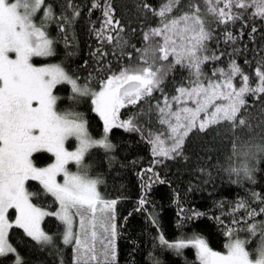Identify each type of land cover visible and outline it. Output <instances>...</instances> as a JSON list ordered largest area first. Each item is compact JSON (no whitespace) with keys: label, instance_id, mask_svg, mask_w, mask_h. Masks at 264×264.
<instances>
[{"label":"trees","instance_id":"obj_1","mask_svg":"<svg viewBox=\"0 0 264 264\" xmlns=\"http://www.w3.org/2000/svg\"><path fill=\"white\" fill-rule=\"evenodd\" d=\"M106 2L115 9L113 19L120 22L122 31L113 26L98 36L97 32L104 25ZM169 2L44 0L45 6H51L53 16L46 20L42 7L34 22L44 24L48 38L53 40L55 54L33 57L32 61L60 65L91 91L100 88L108 76L125 67L152 66L154 70H160V89L137 104L119 110V120L133 119L139 131L113 128L108 134L113 148L95 147L84 157L88 174L101 181L98 184L101 197L117 201L114 208L116 264H201L194 247L177 252L160 244L161 234L169 243L200 236L217 251L226 249L230 240L240 237L246 242L251 258H258L264 248V213H260L264 208V94H245V106L240 109L236 121H220L203 131L193 129L185 137L178 156L164 159L152 153L150 141L157 135L165 140V147L170 146L172 139L170 127L160 122L158 105L164 107L166 96L171 110L177 111L178 103L172 97L178 95L179 87H189L194 79L187 67L174 64L173 56L162 59L159 51L163 46L162 37L144 39L145 33L160 26L161 18L143 6L147 4L150 9L159 11ZM94 4L99 7L94 8ZM193 6L199 9L204 27L211 33L204 54L219 57L202 65V79L205 82L222 79L213 72L219 68L227 72L231 62L235 61L249 77V86L256 87L255 70L259 67L264 71V18L255 15L254 8L233 7L232 12L241 18L221 24L216 15L209 12L207 0H178L167 18H178L185 13L191 15ZM219 6L223 7L222 4ZM74 11L79 15L74 16ZM227 33L233 38L228 39ZM108 35L113 37L111 42L104 38ZM233 82L236 86L242 83L240 75ZM54 95L60 98L56 105L58 109L80 114L86 121L89 135L102 137L103 120L94 111L90 96L71 100V86L67 83L57 85ZM192 104L193 101L187 102L188 106ZM204 118L205 113L200 116V119ZM241 119L243 125L239 124ZM68 145L71 147L73 141L70 140ZM33 160L36 166H43L51 163L54 155L42 151L34 153ZM27 187L35 194L31 198L35 204L52 210L57 208L58 201L46 193L38 181H28ZM141 198L147 201L143 206L139 204ZM241 203L244 207L238 208ZM252 210L256 211L255 216L248 215ZM14 213L12 209L11 217ZM88 219L87 232L91 231ZM74 221L75 226H80L78 215ZM252 225L256 226L255 232L251 231ZM43 229L51 234L52 240L48 244L37 243L19 227L13 226L9 230L10 244L23 264H76L75 241L71 244L63 242L65 225L55 215H48L43 219ZM96 232L95 248L97 253H102L104 237L99 226ZM74 233L86 244L93 243L92 238H88L91 234L83 235L81 229H75ZM14 261V254L0 257V264H14Z\"/></svg>","mask_w":264,"mask_h":264},{"label":"snow or ice","instance_id":"obj_2","mask_svg":"<svg viewBox=\"0 0 264 264\" xmlns=\"http://www.w3.org/2000/svg\"><path fill=\"white\" fill-rule=\"evenodd\" d=\"M176 3L178 0H170L159 11L150 9L147 4L143 6L161 18L160 26L145 33L144 39L148 40L149 36L162 37L163 46L159 48L162 59L173 56L174 64L187 67L194 77L189 87L177 89L178 95L173 96L172 100L178 104L193 101L195 107H181L172 111L166 96L163 98L164 107L158 105L160 122L171 129V144L165 147V141L159 135L150 143L153 155L164 159L180 154L185 137L193 129L203 131L220 121H236L237 114L245 106V94H264V71L256 68L258 83L256 87H250L249 77L242 73L235 61L231 62L229 71L219 68L213 72L214 76L219 75L222 79H208L206 82L202 79V65L219 59L204 54L211 33L205 29L198 14L199 9L195 6L191 15L185 13L178 18H167ZM207 3L209 12L216 15L217 22L221 24L241 18L238 13L232 12L233 7L254 8L255 15L264 18V0H207ZM221 4L223 7L219 6ZM42 7L45 8L44 18L51 19V6H45L44 0H0V257L14 254V264H23L19 253L7 240L8 231L16 226L37 243L48 244L52 237L43 231L41 223L45 216L55 215L65 225L63 242L71 244L75 241L76 264H92L93 261L101 264V259L102 264H116L117 226L114 223V208L117 201L101 197L98 191L101 181L89 178L83 161L92 148H113L108 139L113 128L139 131L133 119L119 120V110L126 105L137 104L144 97L151 96L154 90L160 89V70H154L152 66L125 67L108 76L99 91H91L86 84L80 85L58 64L35 66L33 57L55 54L53 40L48 38L44 24L37 25L34 22L36 13ZM93 7L99 5L94 4ZM114 14L115 9L106 2L103 7L104 25L97 32L98 36L113 26L119 29L120 22L113 19ZM73 15L78 16L79 12L74 11ZM174 36L187 43L177 44ZM226 36L228 39L233 38L231 33ZM104 38L109 42L113 40L111 35ZM10 54H14L15 58ZM237 75L242 81L238 89L233 83ZM63 83L71 86V100L75 101L81 96L91 97L94 111L103 120L101 138L94 139L89 135L86 121L80 114L68 110L57 111L56 105L60 98L54 95V89ZM221 98L227 100V104L217 105L214 111L209 112L214 102ZM202 113L206 114L204 119H200ZM239 124L243 125L244 120H239ZM71 137L78 141L74 151L65 148V142ZM42 151L52 153L55 162L47 167H37L33 154ZM70 161L78 166L77 172L68 171L66 166ZM244 171L247 175L248 169ZM60 174L64 177L63 183L57 181ZM30 180L38 181L43 190L58 201L59 211L48 213L32 203L31 198L35 194L26 188ZM146 203L144 198L139 200L141 206ZM240 207L244 205L241 203L238 205ZM10 209L16 212L14 221L8 219ZM260 213H264V208L260 209ZM256 214L255 210L248 213L249 216ZM77 215L83 235L88 234L85 225L86 218H89L93 243L86 244L75 235L73 221ZM153 223L156 221L153 220ZM97 226L104 237L102 253H97L95 248ZM255 228L252 225L251 231L255 232ZM228 235L231 236V230ZM159 242L177 252L189 246L194 247L201 264H264V248H261L258 258L252 260L246 250V242L240 239L225 245L226 254L212 250L205 239L199 236L169 243L161 234Z\"/></svg>","mask_w":264,"mask_h":264},{"label":"rangeland","instance_id":"obj_3","mask_svg":"<svg viewBox=\"0 0 264 264\" xmlns=\"http://www.w3.org/2000/svg\"><path fill=\"white\" fill-rule=\"evenodd\" d=\"M173 39H175V40L177 41V44H179V43H187V41H183V40H181L180 37H177V36H174ZM10 55L12 56V58H15V55H14V54H10ZM32 63H33L35 66L53 65V64H50V63L36 64V63H34L33 61H32ZM221 78H222V77H221ZM233 83H234V82H233ZM235 86H236V85H235ZM240 86H241V83H240L239 85H237L236 88L238 89ZM99 90H100V88L95 89V90H93V91H99ZM226 104H227V100H225V99H223V98L218 99V100H216V101L214 102V104H213L214 106H212V108H211V110H210L209 112L214 111V108H215V106H217V105H226ZM181 107H195V103L192 104L191 106H188L187 103H186V104H183V105H182V104H178V110H179ZM56 109H57V111H62V110L58 109L57 106H56ZM202 114H204V113H202ZM205 116H206V114H205ZM102 136H103V135H102ZM91 137H92V136H91ZM92 138H94V139H99V138H95V137H92ZM70 140L73 141V145H72L71 147L68 145V142H69ZM164 141H165V140H164ZM165 146H166V142H165ZM77 147H78V141H77L74 137L69 138V139L65 142V148H66L68 151H74ZM54 162H55V157H54V160H53L51 163L46 164V165H43V166H37V167H47V166H49L50 164H52V163H54ZM83 165L86 167V164L84 163V161H83ZM66 167H67L68 171L71 172V173H75V172L78 171V166L75 164V162L70 161ZM86 170H87V167H86ZM87 171H88V170H87ZM87 175L89 176V178H92V179H98V178H96L95 176H90V175L88 174V172H87ZM63 179H64V177H63L62 174H60V175L57 176V181H58L59 183H63ZM26 188H27V190H28L27 183H26ZM28 191H29V190H28ZM98 191H99V189H98ZM99 192H100V191H99ZM32 203L35 204L33 201H32ZM35 205H36L37 207H39V208L45 210V211L48 212V213H56L57 211H59V203H58L57 208L54 209V210L49 209V208H47V207H43V206L37 205V204H35ZM11 210H12V209H10L9 212H8V219H9L10 221H14V220H15V216H16V212H15V210L13 209L15 213H14V216L11 217V215H10V211H11ZM97 218H98V220H99V215H98ZM41 228L43 229V220H42V223H41ZM75 229H76V230H80V226H79V225H78V226H75V221H73V231H74ZM43 231H44L46 234H48V235L51 236V234H50L49 232H46L44 229H43ZM87 233H88V234H91V231L89 230ZM8 234H9V231H8ZM8 234H7V240H8V242L10 243V241H9V237H8ZM199 237H200V236H199ZM88 238H92V237H88ZM201 238H202V237H201ZM190 239H191V238H190ZM235 239H240V240L244 241V240H243L242 238H240V237L233 238V239L230 240V241H233V240H235ZM188 240H189V239H188ZM230 241H229V242H230ZM92 242H93V241H92ZM96 242H97V240L95 239V243H96ZM229 242H228V243H229ZM245 247H246V245H245ZM246 250H247V248H246ZM214 251H217V250H214ZM247 251H248V250H247ZM217 252H220V253H222V254H226L227 249H224V250H221V251H217ZM74 258L77 259L76 245H74ZM250 259L255 260V259H257V258L254 259V258H251V256H250Z\"/></svg>","mask_w":264,"mask_h":264}]
</instances>
